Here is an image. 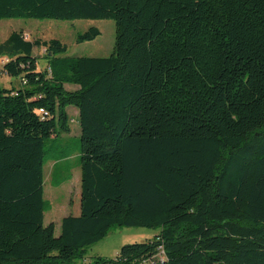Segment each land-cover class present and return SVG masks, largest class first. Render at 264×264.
<instances>
[{"label": "trees", "instance_id": "1", "mask_svg": "<svg viewBox=\"0 0 264 264\" xmlns=\"http://www.w3.org/2000/svg\"><path fill=\"white\" fill-rule=\"evenodd\" d=\"M8 19L113 20L115 44L85 57L22 31L0 42L3 72L20 81L0 85V264H74L115 228L160 230L117 264L160 246L164 264H264V0H0ZM70 107L81 214L57 237L45 165L72 156L57 143Z\"/></svg>", "mask_w": 264, "mask_h": 264}, {"label": "rangeland", "instance_id": "2", "mask_svg": "<svg viewBox=\"0 0 264 264\" xmlns=\"http://www.w3.org/2000/svg\"><path fill=\"white\" fill-rule=\"evenodd\" d=\"M91 27L98 28L101 35L94 41L78 43L77 36ZM14 31H22L25 38L30 41H60L68 48V51L62 56L109 57L114 51L115 22L113 20L8 19L3 20L0 24V42H4ZM46 54L47 47L35 50V55L39 57V70L48 67V60L44 58ZM11 79L20 84L19 79ZM0 85L2 87L7 86L1 77ZM67 87L71 90L77 88V86L72 85H67ZM71 127L70 134L59 137L57 143L67 146L72 156L67 160L58 162L56 169L53 167V164L55 165L53 161H49L45 165L44 190L45 200L48 203L45 224L51 221V210L58 209L62 204L66 206L69 199L72 198L75 199L72 203H76V206L79 201L81 169L78 149L81 144V130L75 119L71 122ZM63 177H68V180L57 186V182ZM67 211L68 208H65L64 211L62 208L59 209L60 214L67 213ZM159 232L160 230L150 228H115L104 240L89 248L84 259H79L74 264H92L99 258L114 259L120 254L123 246L147 242L152 240ZM55 234L57 237L60 234L57 227Z\"/></svg>", "mask_w": 264, "mask_h": 264}, {"label": "crops", "instance_id": "3", "mask_svg": "<svg viewBox=\"0 0 264 264\" xmlns=\"http://www.w3.org/2000/svg\"><path fill=\"white\" fill-rule=\"evenodd\" d=\"M7 60H9L8 57H0V77L6 82L7 86L4 88L10 89L12 87H17L19 82H14L11 77H9L6 73L3 72V66L4 63L7 62ZM68 113L71 116V118L76 120V122L79 124L78 119H79V111L74 108V107H70L68 109ZM72 130V127H71ZM70 134V133H69ZM68 134V135H69ZM64 136V135H63ZM54 169H56L57 164L55 163V165L53 164ZM79 182L81 183V176H80V180ZM79 201L78 204L76 206V203H72L73 200L75 201V199H69L68 203L65 205H61V207L59 206L58 209L55 210H51V218H50V223H54L55 224V228H59V231L61 230V221L64 217L68 216V215H73V216H79L81 214V188H80V192H79V197H78ZM72 203V204H71ZM71 204V205H70ZM65 206V207H64ZM62 208L63 211L65 208H68L67 213H62L60 214L59 209ZM71 208V209H70ZM70 209V210H69ZM66 214V215H65ZM49 224V223H48Z\"/></svg>", "mask_w": 264, "mask_h": 264}, {"label": "built area", "instance_id": "4", "mask_svg": "<svg viewBox=\"0 0 264 264\" xmlns=\"http://www.w3.org/2000/svg\"><path fill=\"white\" fill-rule=\"evenodd\" d=\"M116 261H117L116 258H114L113 262H109L107 264H117ZM165 261H166V253H165L164 248L160 246L154 255H152L151 257L147 259H144L139 264H164ZM85 264H90V263H85Z\"/></svg>", "mask_w": 264, "mask_h": 264}]
</instances>
